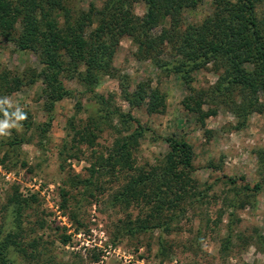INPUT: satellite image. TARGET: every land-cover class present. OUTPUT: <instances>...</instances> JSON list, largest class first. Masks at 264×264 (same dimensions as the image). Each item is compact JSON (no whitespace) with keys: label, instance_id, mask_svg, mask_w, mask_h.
I'll return each instance as SVG.
<instances>
[{"label":"rangeland","instance_id":"1","mask_svg":"<svg viewBox=\"0 0 264 264\" xmlns=\"http://www.w3.org/2000/svg\"><path fill=\"white\" fill-rule=\"evenodd\" d=\"M102 1L68 3L78 9L89 3L97 7ZM144 11L143 3L133 4L137 16ZM256 11L264 17V0H258ZM210 12L211 0H202L193 9L182 10L180 26L198 23ZM160 25L167 26L159 23L151 32H159ZM112 65L114 77L103 76L94 87L104 102L84 93L74 78H62L66 94L54 104L47 130L39 135L37 126L47 119L40 79L15 90L11 86L13 78L24 76L25 82L40 66L31 52L0 39V76L5 73L6 80H0V107L11 112L21 109L31 122L24 129L13 117L0 118V123L10 126L5 129L8 135L0 136V241L14 235L7 246L21 251L9 247L13 264H264V174L253 154L255 148L264 147V113L249 112L242 119L219 100L207 98L200 108L212 113L199 120L196 110L184 105L189 94L186 85L153 66L126 36L119 40ZM217 73L207 64L191 73L190 86L205 90ZM140 81L158 89L163 98L159 112L147 113L144 104L129 108L123 100L120 83L131 89ZM114 110L129 112L132 119L119 124L117 115L110 114ZM99 115L102 120L100 130H94L93 145L78 143L73 131L86 123L87 116ZM133 119L142 128L132 150L136 168L147 169L162 158L168 151L163 141L167 136L182 137L191 145L193 180L183 195V212H176L169 231L155 228L123 234L118 226L126 218L143 216L134 205L122 208L110 202L125 173L112 177L91 171L98 154L105 156L114 140L132 132ZM13 135L22 140L11 145ZM229 177L235 179L234 187L227 182ZM85 179L92 184L82 185ZM255 183L259 184L255 191L243 187ZM61 188L66 191L62 207ZM18 196L27 205L15 214L13 200ZM62 236L69 239L62 242Z\"/></svg>","mask_w":264,"mask_h":264},{"label":"trees","instance_id":"2","mask_svg":"<svg viewBox=\"0 0 264 264\" xmlns=\"http://www.w3.org/2000/svg\"><path fill=\"white\" fill-rule=\"evenodd\" d=\"M68 1L0 0V39L11 42L19 50L31 52L40 66L38 71L30 72L25 82L24 76L13 78L11 86V90H15L23 83L40 79L47 119L37 126L39 135L47 130L54 104L66 94L62 78H74L83 85L84 93L104 102V98L94 92V87L103 76L114 77L112 58L124 36L133 41L141 56L149 59L153 66L177 76L186 85L189 94L184 105L191 111L196 110L199 120L212 113L200 108L207 98L219 100L242 119L249 112L264 113V17L256 11L258 0H211L209 15L183 27L180 26L182 10L193 9L202 0H103L97 7L89 3L86 8L78 9H72ZM135 2L145 7L141 16L133 12ZM163 22L167 26L160 25L159 32H151ZM207 64L218 72L216 81L205 90L190 86L191 73ZM0 80L6 83L5 73ZM120 84L121 96L129 108L144 104L145 111L151 114L159 112L163 106L158 89L149 82H136L131 89L127 83ZM190 94L194 96L193 107ZM103 110L108 112L107 108ZM16 114L0 107V118L16 119ZM110 114L117 115L119 124L132 119L129 112L123 114L114 110ZM26 117L22 121L16 119L24 129L31 126ZM101 120L100 115L87 116L86 123L73 131L77 142L92 146L94 130H100ZM133 122L135 128L130 134L114 140L105 156H96L91 171L112 177L125 173L124 182L112 192L110 202L122 208L134 205L143 216L137 215L134 220L126 218L123 225L118 226L123 234L133 236L155 228L169 231L176 212H183V195L193 180L191 145L182 137L167 136L163 141L168 151L162 158L147 169L136 168L132 150L142 128L137 120ZM13 138L11 145L22 140V136L13 135ZM253 154L259 172L264 174V147L255 148ZM227 182L234 187V178H227ZM88 184H92L90 179L83 180L82 185ZM243 187L255 191L259 184ZM65 195L66 191L61 188V207L66 201ZM30 198L34 200V195ZM13 201L15 214L21 213L27 205V200L19 196ZM13 236L7 234L0 241V264H13L8 257L9 247L21 251L20 247L7 246V241L13 243ZM61 238L66 242L69 236Z\"/></svg>","mask_w":264,"mask_h":264},{"label":"clouds","instance_id":"3","mask_svg":"<svg viewBox=\"0 0 264 264\" xmlns=\"http://www.w3.org/2000/svg\"><path fill=\"white\" fill-rule=\"evenodd\" d=\"M7 115V114H5ZM27 117L26 115L23 113V111L21 109L17 110V114H16V119L18 121H22L25 120ZM10 126L7 123H0V136L3 135H8V132L5 131V129H8ZM12 127H15V125H13Z\"/></svg>","mask_w":264,"mask_h":264}]
</instances>
